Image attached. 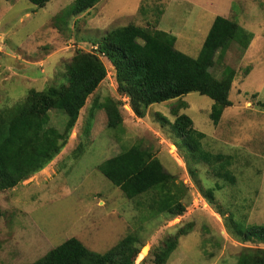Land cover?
<instances>
[{
  "label": "rangeland",
  "instance_id": "rangeland-1",
  "mask_svg": "<svg viewBox=\"0 0 264 264\" xmlns=\"http://www.w3.org/2000/svg\"><path fill=\"white\" fill-rule=\"evenodd\" d=\"M73 1L51 0L39 8L29 0H0V109H13L31 89L66 84L76 52L95 50L116 27L165 30L176 36L175 47L192 57H198L217 15L237 21L253 38L245 51L233 42L212 69L216 76L228 66L237 72L232 105L217 124L210 116L213 100L198 92L151 105L138 117L129 97L118 91L114 66L102 56L107 76L88 97L64 149L44 169L0 192V264H31L71 237L105 253L128 234L139 240L135 264H155L166 240L190 226L166 264H236L244 249L264 248L235 233L264 225V0H101L66 23L57 22L56 15ZM9 56L15 66L7 65ZM109 97L121 102L123 123L116 129L108 128L107 114L98 108ZM174 109L205 133L206 150L231 156L234 184L182 145L170 123ZM50 118V125L62 130L67 114L52 109ZM135 144L150 149L174 175L185 205L182 215L152 210L153 193L129 199L98 170ZM146 245L150 249L142 257Z\"/></svg>",
  "mask_w": 264,
  "mask_h": 264
},
{
  "label": "trees",
  "instance_id": "trees-1",
  "mask_svg": "<svg viewBox=\"0 0 264 264\" xmlns=\"http://www.w3.org/2000/svg\"><path fill=\"white\" fill-rule=\"evenodd\" d=\"M29 1L43 8L51 0ZM100 1L74 0L55 19L66 23L70 16L83 13ZM252 38L253 32L237 21L217 15L198 57H192L175 47L174 34L156 27L130 24L110 30L96 43L95 50L76 52L66 69V84L31 89L25 100L13 109H0V192L16 187L61 153L88 97L107 76L102 56L114 66L118 91L129 97L138 117H145L151 105L198 92L213 100L210 116L217 124L224 110L232 105L230 90L237 72L228 66L221 76H216L212 69L225 57L233 42L245 51ZM120 103L109 97L98 105L107 114L109 129L122 127ZM52 109L67 114L62 130L50 125ZM173 112L177 114L176 109ZM160 117L169 121L165 116ZM170 123L195 160L212 165L216 175L231 184L236 182L228 168L231 156L206 150L202 143L205 133L194 127L189 115L177 114ZM98 170L129 199L153 193L149 202L156 213L168 212L176 217L185 210L174 175L150 149L140 144L106 159L98 165ZM206 195L213 201L212 189L207 190ZM191 229V226L183 228L176 236L168 238L164 247L155 253V264H166L179 237ZM235 230L245 242L264 243V225ZM138 241L137 236L128 234L105 253H98L77 237H71L31 264H135L141 252ZM236 264H264V248L244 249Z\"/></svg>",
  "mask_w": 264,
  "mask_h": 264
},
{
  "label": "water",
  "instance_id": "water-1",
  "mask_svg": "<svg viewBox=\"0 0 264 264\" xmlns=\"http://www.w3.org/2000/svg\"><path fill=\"white\" fill-rule=\"evenodd\" d=\"M6 63H7V65H9V66H15V64H16L15 58L9 56V57L7 58V60H6ZM146 247H147V245L144 246V248H143L142 251H144V249H145Z\"/></svg>",
  "mask_w": 264,
  "mask_h": 264
},
{
  "label": "bare ground",
  "instance_id": "bare-ground-1",
  "mask_svg": "<svg viewBox=\"0 0 264 264\" xmlns=\"http://www.w3.org/2000/svg\"><path fill=\"white\" fill-rule=\"evenodd\" d=\"M149 246H147L145 249H144V251L141 253L142 255V257H144L145 255H147L148 254V252H149Z\"/></svg>",
  "mask_w": 264,
  "mask_h": 264
}]
</instances>
